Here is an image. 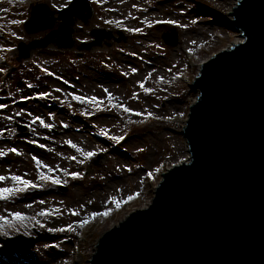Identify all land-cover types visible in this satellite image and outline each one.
Wrapping results in <instances>:
<instances>
[{"label":"rangeland","instance_id":"1","mask_svg":"<svg viewBox=\"0 0 264 264\" xmlns=\"http://www.w3.org/2000/svg\"><path fill=\"white\" fill-rule=\"evenodd\" d=\"M71 1L0 0V188L21 189L0 198V238H44L0 253V264H89L100 235L148 206L161 172L186 160L191 83L239 36L226 19L237 0H84L93 15L70 26L72 48L58 42L22 57L21 44L64 26L28 33L32 7L58 17ZM101 29L112 37L85 50Z\"/></svg>","mask_w":264,"mask_h":264},{"label":"water","instance_id":"2","mask_svg":"<svg viewBox=\"0 0 264 264\" xmlns=\"http://www.w3.org/2000/svg\"><path fill=\"white\" fill-rule=\"evenodd\" d=\"M54 14L44 4L33 8L28 33L56 20L64 26L21 44L22 57L59 42V33L60 47L72 48L70 25L93 10L73 0ZM231 16L243 41L204 61L193 81L197 97L182 129L189 159L162 173L148 207L99 238L89 264H264V0H237ZM175 36L165 34L166 43L175 45ZM105 37L112 33L98 30L84 49ZM42 239L9 238L2 251H28Z\"/></svg>","mask_w":264,"mask_h":264},{"label":"snow or ice","instance_id":"3","mask_svg":"<svg viewBox=\"0 0 264 264\" xmlns=\"http://www.w3.org/2000/svg\"><path fill=\"white\" fill-rule=\"evenodd\" d=\"M55 7V5H54ZM21 21H13V23H20ZM163 23H169V24H172V23H175V21H163ZM134 31H139V29H134ZM133 71H136L135 69H133ZM77 99H80L79 97H77ZM92 100H95V97H92L91 98ZM125 111H128V109H125ZM38 119V118H37ZM41 123L43 124V121L41 120ZM48 127H51V125H47ZM41 147H43V145H41ZM73 147H75L73 145ZM12 152H17V150L15 148H12L11 149ZM4 153L2 151H0V156H2ZM18 154V153H17ZM86 155H92V153H87ZM35 159V157L33 158ZM37 163H39V161H37ZM73 176H76L78 175L77 173H72ZM41 178H44V179H47V177H41ZM5 177L3 176H0V181L4 180ZM11 179L15 182H17V184H21L23 185L25 188H27L29 185H30V181L28 180H24L22 179L20 176H16V175H13L11 176ZM52 183H60L59 180H52ZM33 187H35L36 185H31ZM21 189H18V188H9V187H5V188H0V198H6V194H9V193H13L15 191H19ZM132 197L130 196L129 199H131ZM113 202L114 203H117V206H119V202L116 201L115 199H113ZM41 203H43V201H41ZM106 215V213H104ZM13 219H16V220H23L24 219V216L22 213L20 212H15V213H11ZM40 215H45V213L42 211L40 213ZM95 215V214H93ZM0 219H3V217H0ZM56 229H50V231H55Z\"/></svg>","mask_w":264,"mask_h":264},{"label":"bare ground","instance_id":"4","mask_svg":"<svg viewBox=\"0 0 264 264\" xmlns=\"http://www.w3.org/2000/svg\"><path fill=\"white\" fill-rule=\"evenodd\" d=\"M230 16H231V15L229 14V17H230ZM230 18H231V17H230ZM240 41H242V38L238 36V37L236 38V40L233 41L231 44H233V43H237V42H240ZM42 141H43V140H42ZM187 155H188V152H187ZM188 157H189V155L187 156L186 160L188 159ZM146 206H147V205H146ZM146 206H145V207H146Z\"/></svg>","mask_w":264,"mask_h":264}]
</instances>
